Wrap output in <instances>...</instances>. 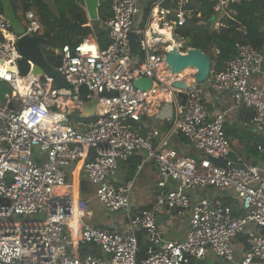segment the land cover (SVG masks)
I'll list each match as a JSON object with an SVG mask.
<instances>
[{
	"label": "built area",
	"instance_id": "built-area-1",
	"mask_svg": "<svg viewBox=\"0 0 264 264\" xmlns=\"http://www.w3.org/2000/svg\"><path fill=\"white\" fill-rule=\"evenodd\" d=\"M166 1L149 0L145 13L142 0H113L110 19L99 26L108 47L100 48L88 24L87 38L55 52L62 84L47 75L31 79L32 64L25 77L19 74L18 41L42 36L35 12H23L22 34L0 15V84L10 90L0 103V264H192L208 254L234 264L240 238L238 264H264V161L253 164L239 155L226 135L225 114L210 120L203 107L206 88L229 95L233 110L249 113L245 126L264 135V83H254L263 75L264 54L237 42L224 69L212 70L199 88L196 70L172 79L165 62L171 49L154 25L172 38L202 16L190 0H168V9L162 6ZM211 1L222 19L232 18L230 5L240 2ZM79 6L85 11L82 0ZM170 41L186 53L185 40ZM143 78L151 87L141 91L133 84ZM178 81L186 85L184 106L173 87ZM82 96L98 101L96 116L86 122L71 118L83 111ZM163 104L173 107L167 126L146 130L144 120ZM177 137L194 154H179L172 147ZM256 150L264 156L262 145ZM138 153L144 155L137 171L153 163L157 180L152 202L135 213L134 180L118 186L115 178L120 165ZM75 164L104 211L124 215L122 230L75 222L87 212V202L73 200L67 186V170ZM56 191L66 196L65 203L56 202ZM174 224L181 226L182 241L163 237ZM139 235L146 238L142 258ZM87 246L91 251L78 257Z\"/></svg>",
	"mask_w": 264,
	"mask_h": 264
},
{
	"label": "trees",
	"instance_id": "trees-1",
	"mask_svg": "<svg viewBox=\"0 0 264 264\" xmlns=\"http://www.w3.org/2000/svg\"><path fill=\"white\" fill-rule=\"evenodd\" d=\"M21 2L24 12L34 10L39 19L43 28V55L52 67L56 68L60 63L59 56L55 54L56 51L64 45L73 47L91 34L88 24L96 32L100 48L108 47L107 33L99 26L110 19L113 0H102L98 7L99 20L96 22H88L84 10L79 6L81 0H21ZM190 5L197 13L201 14L202 20L194 18L183 27L178 28L177 37L187 41L191 48L203 52L209 58L213 71L224 69L225 63L235 54L234 45L237 42L246 41L253 48L261 49L264 40V31H262L264 28V0H240L239 3L231 4L230 10L235 13V21L222 19L223 27L218 31L214 30L212 21L214 1L190 0ZM172 7L175 8L174 5ZM148 10L149 6L145 13ZM0 12L3 13L1 7ZM241 28L244 29L245 34L239 31ZM83 95L85 94L83 93ZM226 135L230 137L227 132ZM245 146L248 158L260 156L255 143ZM223 203L228 204L229 202L224 200ZM142 238V235H139L140 258L144 257ZM238 241L242 242V238ZM83 251L76 255L81 257L83 253L90 252L91 249L87 246Z\"/></svg>",
	"mask_w": 264,
	"mask_h": 264
},
{
	"label": "crops",
	"instance_id": "crops-1",
	"mask_svg": "<svg viewBox=\"0 0 264 264\" xmlns=\"http://www.w3.org/2000/svg\"><path fill=\"white\" fill-rule=\"evenodd\" d=\"M1 1L2 0H0V7L2 8L3 13H4V9H6L4 5V0L2 2ZM142 1L144 3V7L142 8L145 11L146 8L149 6L148 5L149 0H142ZM12 11H14V9H12ZM1 14L2 12H0V15ZM233 14L234 15H232V18H223V19H229L234 22L235 13L233 12ZM221 20L222 18H218L217 15H213L212 21L214 22L213 27L215 31H218L221 27H223ZM219 25L221 26L219 27ZM217 26L219 28H216ZM243 30H244L243 28L239 29V31L241 32ZM262 31H264V28L262 29ZM172 39L178 41L179 37H177V33L176 34L174 33V35L172 36ZM163 42L165 44L167 42L171 44L170 40L163 41ZM261 51L264 54V40H263V44L261 47ZM254 83L258 85H262L264 83V62H263V75L257 77ZM165 105L167 104H163L161 107H159V109L156 111L152 119L144 120L146 130H149L152 127L158 128L160 130L165 129V127L168 124V121L167 120L161 121L155 118V116H157L158 114L166 113L167 108L165 107ZM203 107H204V112L207 118L210 120L213 119L217 114H225V131L230 135V138L233 141V144H239L241 146L243 145L245 146L246 144L250 145L252 143H255L256 145H262L264 147V135H259L253 129L249 127L247 128L245 126L249 113L246 110H242V109L233 110L232 109L233 102L229 95L216 96L210 89L206 88L203 93ZM244 129H245V132H244ZM172 147L175 148L178 151V153L182 155L194 154L191 148L187 145V142L183 140L181 137H177L174 139ZM143 155L144 154L142 153H138L128 162L121 164L118 169L116 178H115V184L118 186L123 185L129 180H134V189H133V194H132V202H133L132 206L134 209L137 208L138 211L147 208L152 202L156 180H157L156 167L153 163H148L144 165V167L140 171H137V166L141 163ZM262 157L263 156L260 155L257 158L249 157L248 159L251 160L253 164H260L262 161H264V158ZM141 177L142 179H140ZM66 182H67V186L70 187L72 190L71 197L73 200L80 199V200H85L87 202L86 214L83 216L81 221L76 220L75 222H81V223H84V224H87L93 227L107 228L109 230L119 231L124 228L123 226L124 219L122 221L120 218L115 216L116 214L120 215L121 213L107 214L102 208V206L95 199L94 190H93V194L88 196V198H86V196L83 194L82 188L83 187L86 188L88 182L85 181L81 176L80 164L72 165L67 170ZM60 194L61 193L57 191L55 192L56 200L58 201L60 200V202L58 201L56 202L65 203L66 196H63V194L62 195ZM140 198L144 199V203L142 204L137 203ZM92 205L94 206V210L91 209ZM76 226L77 225L75 223L73 228ZM180 227H181L180 224H174L172 229L164 231L163 237L166 240L182 241L184 239V236H183V233L179 232L178 230ZM236 245H237V252L235 254L234 264H238L240 262L241 257H242V251H243L242 244L240 241H237Z\"/></svg>",
	"mask_w": 264,
	"mask_h": 264
},
{
	"label": "water",
	"instance_id": "water-1",
	"mask_svg": "<svg viewBox=\"0 0 264 264\" xmlns=\"http://www.w3.org/2000/svg\"><path fill=\"white\" fill-rule=\"evenodd\" d=\"M48 1V0H45ZM85 9V14L88 22H96L99 20L98 7L102 3V0H82ZM164 8H169V1L167 0L162 5ZM176 34V32H175ZM130 51L134 55L137 49L136 44V34H130ZM44 39L42 36H24L17 43V48L23 59L18 64L19 74L23 77L27 75L30 70V65H33L31 70V79L40 80L43 75L52 77L57 83L62 84L63 80L57 73L56 69L52 67L45 59L42 51V45ZM187 51L182 54L177 49V46L172 45V48L165 55V62L170 70L172 79L179 77L184 71L196 70L195 82L196 87L199 88L203 83H205L212 71V65L209 58L200 50L190 47L188 42H184ZM169 46V42L166 43ZM134 87L141 91L148 90L151 87V81L149 79L143 78L137 82H134ZM173 87L179 92L177 97L180 99V105L184 106L186 101V95L184 90L186 89L185 83L178 81L173 84ZM5 94H10L9 88L5 84H0V103L5 102ZM83 101V111L75 112L72 114L71 118L77 121H90L92 120L98 112V101L88 100L85 97H81ZM167 108L166 113L158 114L155 116L157 120H168L173 113L172 105H165ZM216 165H222L220 162H216Z\"/></svg>",
	"mask_w": 264,
	"mask_h": 264
},
{
	"label": "rangeland",
	"instance_id": "rangeland-1",
	"mask_svg": "<svg viewBox=\"0 0 264 264\" xmlns=\"http://www.w3.org/2000/svg\"><path fill=\"white\" fill-rule=\"evenodd\" d=\"M4 5H5V8L6 9H4V13H2L1 15L4 14L3 16H5V17H7L9 19V21L11 22V24L13 26V29H14V31L16 33L22 34L24 32V27L22 26L21 21L23 19V12L24 11H23V6H22L21 0H4ZM7 6H9V7H7ZM11 8L14 9V11H12ZM14 12H15V14H14ZM220 26L221 25H219V27ZM219 27L217 26L216 28H219ZM233 148L235 149V151L239 155H241L243 157H246L247 151H246V149L243 150L241 148V145L234 144L233 145ZM245 148H246V146H245ZM246 158H248V157H246ZM140 179H142V177ZM82 190H83V194L86 196V198H88V196H90V195L93 194V188L90 185H88V184H87V187L86 188L83 187ZM208 192H210V193H208V195H210V194H213V195L218 194V192H212V191H208ZM137 203L138 204L144 203V199L140 198ZM91 209L94 210V206L93 205H92ZM137 211H138L137 208L134 209V212L135 213ZM115 216L118 217V218H120L122 221L124 219V215L123 214H120V215L119 214L118 215L116 214ZM74 224H75V222L72 223V226H74ZM142 240L145 243V241H146L145 236H143ZM195 264H226V263H224V262L216 259L214 256L208 254L204 260L198 261Z\"/></svg>",
	"mask_w": 264,
	"mask_h": 264
},
{
	"label": "bare ground",
	"instance_id": "bare-ground-1",
	"mask_svg": "<svg viewBox=\"0 0 264 264\" xmlns=\"http://www.w3.org/2000/svg\"><path fill=\"white\" fill-rule=\"evenodd\" d=\"M154 28H155L156 30H158V32H159V34H160L161 36H163V41L172 40L171 35H170V33L168 32L167 29H158V28L156 27V25H154ZM172 44L176 46V44H175L174 42H172V43L169 45V48H170V49L172 48Z\"/></svg>",
	"mask_w": 264,
	"mask_h": 264
}]
</instances>
